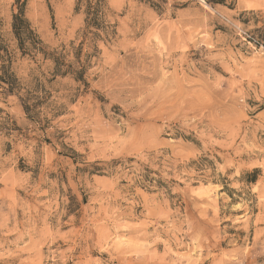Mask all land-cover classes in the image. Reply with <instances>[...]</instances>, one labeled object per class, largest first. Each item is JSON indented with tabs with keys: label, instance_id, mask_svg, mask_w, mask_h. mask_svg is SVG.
I'll list each match as a JSON object with an SVG mask.
<instances>
[{
	"label": "clouds",
	"instance_id": "1",
	"mask_svg": "<svg viewBox=\"0 0 264 264\" xmlns=\"http://www.w3.org/2000/svg\"><path fill=\"white\" fill-rule=\"evenodd\" d=\"M53 3L55 20L42 6L33 13L40 0H0V12L26 7L29 22L18 33L0 28V260L180 264L173 249L183 248L187 264H264V111L250 115L264 105V61L241 74L224 40L211 38L219 17L250 8L264 25V0H156L153 30L165 42L173 36L170 51L187 74L167 73L164 92L147 98L113 74L107 56H92L99 38L90 10L102 4L109 13L116 0ZM185 4L195 26H181ZM174 26L184 33L179 45ZM185 46L199 59L179 55ZM256 167V182H246ZM218 177L244 197V218L224 227ZM257 206L261 226L250 239ZM123 239L141 241L144 253L121 247ZM52 244L54 253H41Z\"/></svg>",
	"mask_w": 264,
	"mask_h": 264
},
{
	"label": "rangeland",
	"instance_id": "2",
	"mask_svg": "<svg viewBox=\"0 0 264 264\" xmlns=\"http://www.w3.org/2000/svg\"><path fill=\"white\" fill-rule=\"evenodd\" d=\"M41 6L47 9L52 19L55 20L57 8L53 0H40V5L34 7L33 13H38ZM183 7L187 24L181 26L187 27L189 24L195 26L196 20L192 10L187 4ZM229 9L234 11V5H229ZM72 10L78 13L79 6H75ZM25 11L26 7L24 6L20 8L19 12L15 10V6H12L11 9L6 7L3 12H0V28L10 32V25L14 15L18 19L24 20L27 27L29 22L24 18ZM109 14L113 17L110 21L108 20ZM153 14L155 16L161 14L160 5L156 3V0H116V8L111 9L109 13L104 12L103 5L101 4L91 9L89 16V27L90 29L96 30L95 35L99 38V43L93 47V58L99 60L107 56L114 64L113 74L117 77H128L127 82L145 98L164 92L167 87V73L175 70L177 75L181 71L187 74L186 66L176 63L178 53L170 51L169 44L173 42V36L170 34L168 42H165L153 30ZM172 20H176L175 15L172 16ZM219 20L220 23L211 29V38L215 39L219 36V38L223 39L227 48L230 50L235 69L241 74H251L259 66L260 62L264 61V25L260 23L258 17L254 14V10L251 8L240 12L234 17H219ZM188 31L191 32V28ZM236 31L239 32V35L233 39L232 33ZM173 32L175 33L176 44L179 45V43L183 42L184 33L177 26L173 27ZM82 45L83 42L80 46L81 52H83ZM203 47L204 45H201V48ZM188 53H195L193 58L199 59V51L187 46H185L183 52H180L179 55H187ZM245 65L248 67L245 68ZM217 71H220V69L217 68ZM221 74L224 76L230 75L228 72H222ZM97 99L102 101L104 97L101 95ZM261 111H264V105H261L257 109V112L250 113V115L256 116ZM257 136L260 137V133H257ZM188 139L192 141L191 137ZM45 142L51 143L49 140ZM193 142L196 144L199 143V141ZM67 158L71 159L70 156ZM205 161L209 166L213 164V160L203 157L202 162ZM73 162L75 163V161ZM217 162L219 161L217 160ZM254 163L258 164L259 162L254 161ZM20 167L23 170L22 161ZM259 171V167H256L250 174H245L246 182L255 183ZM217 179L219 180V185L216 215L223 218L220 226L224 227L244 218L245 209L239 203L244 197L239 196L235 193V190L229 188L228 183L225 182L226 177H218ZM159 183H162V181ZM215 183L216 181L214 180L213 184ZM193 188L198 192V198L206 197V192L199 189L195 183L193 184ZM221 195L228 197L232 204L231 208L219 207L221 203L219 196ZM258 202L259 198L257 199V204ZM249 208L251 209V205H249ZM254 214L255 219L251 222L246 233L250 239H255L257 229L261 226V216L258 206L254 209ZM226 230L230 233L237 231L236 229ZM8 239L11 240L13 237H9ZM23 242H27V237H25ZM57 244L62 245L63 241H57ZM57 244H52L50 247H42L40 251L45 255L54 253ZM7 247L11 249L13 246L7 245ZM121 247L129 249L138 255L144 253V245L138 240L123 239L121 241ZM173 252L176 253V258L179 259L180 264H187V261L184 259L187 252L186 249L182 248L177 251L174 248ZM95 255L97 254L93 253V256ZM21 258L7 257L6 259L8 264H19ZM0 264H5V261L0 260Z\"/></svg>",
	"mask_w": 264,
	"mask_h": 264
},
{
	"label": "trees",
	"instance_id": "3",
	"mask_svg": "<svg viewBox=\"0 0 264 264\" xmlns=\"http://www.w3.org/2000/svg\"><path fill=\"white\" fill-rule=\"evenodd\" d=\"M25 22L22 19H18L15 15L12 17V23L10 25V32L18 33L22 28H25Z\"/></svg>",
	"mask_w": 264,
	"mask_h": 264
}]
</instances>
